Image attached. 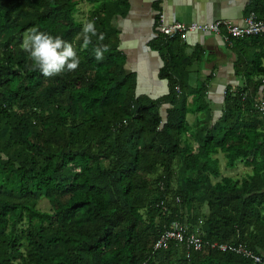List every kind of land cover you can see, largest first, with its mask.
I'll use <instances>...</instances> for the list:
<instances>
[{
    "label": "trees",
    "instance_id": "16d2710c",
    "mask_svg": "<svg viewBox=\"0 0 264 264\" xmlns=\"http://www.w3.org/2000/svg\"><path fill=\"white\" fill-rule=\"evenodd\" d=\"M77 3L0 0V264H255L209 246H153L178 221L204 243L264 256V34L228 46L241 83L226 86L214 120L213 76L191 75L179 40L154 44L167 94L136 96L111 14L80 22ZM246 11L264 22V0ZM88 21L104 40L84 48ZM32 28L71 43L79 67L45 77L22 48ZM218 154L249 170L221 176ZM42 199L49 211L36 208Z\"/></svg>",
    "mask_w": 264,
    "mask_h": 264
},
{
    "label": "crops",
    "instance_id": "0c3cea01",
    "mask_svg": "<svg viewBox=\"0 0 264 264\" xmlns=\"http://www.w3.org/2000/svg\"><path fill=\"white\" fill-rule=\"evenodd\" d=\"M249 1L78 0L76 15L81 18L78 21L84 22L94 12L111 14L112 27L118 34V49L125 58V69L136 76V96L157 99L168 92V82L159 78L163 62L154 47L160 35L156 29L159 17L162 16L167 24L225 20L242 25L248 14L246 8ZM174 39L179 42H170L173 48L180 49L181 54L191 61L189 70L192 76H213L207 99L211 100L209 105L214 112V120L218 119L222 113L226 86L237 87L241 83L233 68L235 54L217 37L189 33L184 40ZM199 54L201 59L194 61L193 58ZM205 63L210 64L205 68Z\"/></svg>",
    "mask_w": 264,
    "mask_h": 264
},
{
    "label": "built area",
    "instance_id": "2783aa9c",
    "mask_svg": "<svg viewBox=\"0 0 264 264\" xmlns=\"http://www.w3.org/2000/svg\"><path fill=\"white\" fill-rule=\"evenodd\" d=\"M157 32L168 39L180 38L184 40L189 33H198L221 39L226 45L231 46L232 40H241L264 34V22L258 20L254 13L245 17L242 25L234 24L230 21L216 20L210 23H182L174 22L167 24L162 16L159 17L156 25ZM258 112L264 116V102L257 104ZM184 245L187 254L190 249L201 251L204 247L218 248L225 252L229 251L243 258L251 260L255 264H264V256L257 255L248 250L245 245H225L204 243L196 232H188V229L180 222H172L153 246V250L167 249L170 243Z\"/></svg>",
    "mask_w": 264,
    "mask_h": 264
},
{
    "label": "clouds",
    "instance_id": "9594fccd",
    "mask_svg": "<svg viewBox=\"0 0 264 264\" xmlns=\"http://www.w3.org/2000/svg\"><path fill=\"white\" fill-rule=\"evenodd\" d=\"M82 34L84 48L88 47L93 36H98L100 41L104 40L103 34L98 35L94 21L84 24ZM22 48L29 53L30 58L45 77L59 75L64 71H75L80 65V58L71 43L60 36L40 32L37 28L25 33ZM107 51V46L96 47L94 49L96 60H103L104 52Z\"/></svg>",
    "mask_w": 264,
    "mask_h": 264
},
{
    "label": "rangeland",
    "instance_id": "374dc122",
    "mask_svg": "<svg viewBox=\"0 0 264 264\" xmlns=\"http://www.w3.org/2000/svg\"><path fill=\"white\" fill-rule=\"evenodd\" d=\"M76 18V20H80L78 19L77 15L74 16ZM195 117L188 115L187 117V121L190 123V125L192 126L191 128V132H193L194 129V124H195ZM190 132V140L192 141L193 145L195 146V141L193 138V133ZM218 159H219V163H220V171H221V176H230V177H234V178H238L240 179L242 176H244L246 174V172L249 170V168H245L243 165L239 164L237 165L236 168L234 169H228L225 167V159L223 158V156L221 154H218ZM36 208L41 210V211H49L50 206L47 203L46 200L42 199L40 200L37 205Z\"/></svg>",
    "mask_w": 264,
    "mask_h": 264
},
{
    "label": "water",
    "instance_id": "95a60500",
    "mask_svg": "<svg viewBox=\"0 0 264 264\" xmlns=\"http://www.w3.org/2000/svg\"><path fill=\"white\" fill-rule=\"evenodd\" d=\"M208 64H210V63H205V65H204V66H205V68H206V66H207Z\"/></svg>",
    "mask_w": 264,
    "mask_h": 264
}]
</instances>
